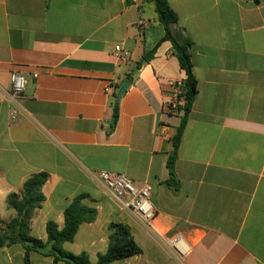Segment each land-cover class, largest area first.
Wrapping results in <instances>:
<instances>
[{
	"label": "crops",
	"instance_id": "0c3cea01",
	"mask_svg": "<svg viewBox=\"0 0 264 264\" xmlns=\"http://www.w3.org/2000/svg\"><path fill=\"white\" fill-rule=\"evenodd\" d=\"M167 1L175 33L191 41L197 80L176 186L168 161L181 114L172 105L185 75L151 0H0V221L15 216L7 197L46 173L32 236L46 241L47 223L63 228L66 208L86 195L97 217L64 248L92 263L108 250L110 224L120 223L142 253L112 264H264V0ZM118 44L130 52L125 62L112 56ZM13 73L29 77L16 122ZM98 171L153 186L154 229L118 207L93 177ZM178 237L186 256L167 243ZM23 259L19 244L0 253V264ZM30 264L53 259L32 252Z\"/></svg>",
	"mask_w": 264,
	"mask_h": 264
},
{
	"label": "trees",
	"instance_id": "16d2710c",
	"mask_svg": "<svg viewBox=\"0 0 264 264\" xmlns=\"http://www.w3.org/2000/svg\"><path fill=\"white\" fill-rule=\"evenodd\" d=\"M259 4L260 0H253ZM155 5L157 21L164 27V41L172 44L173 54L176 56L180 68L185 77L176 87L179 89L178 111L181 114V122L176 129L171 141L175 151L168 161L170 183L176 186L174 181V163L176 151L179 147L183 133L187 126L192 106L197 94V80L193 74L191 61V41L175 33L174 27L178 23V16L171 8L167 0H151ZM156 53V48L144 54L137 63L138 67L149 63ZM128 79H132L130 75ZM119 100L113 102V116L118 118ZM116 121L111 126L113 131ZM48 180L46 173L34 174L28 178L19 193H12L7 197V206L14 211L15 216L9 221H0V253L13 245L19 244L24 250V264H30V254L39 253L45 257H51L53 264L64 262L66 264H112L136 257L142 253V249L136 243L130 229L120 223H112L109 226V247L104 255H100L96 263H92L86 253L73 254L65 250L64 245L72 242L81 225L92 223L97 217L94 207L85 205L86 195L77 196L64 212V226L50 221L47 223V240L42 241L31 234V220L34 212L41 208L45 201L42 192L43 186Z\"/></svg>",
	"mask_w": 264,
	"mask_h": 264
},
{
	"label": "built area",
	"instance_id": "2783aa9c",
	"mask_svg": "<svg viewBox=\"0 0 264 264\" xmlns=\"http://www.w3.org/2000/svg\"><path fill=\"white\" fill-rule=\"evenodd\" d=\"M145 23L141 21L139 27L143 30ZM112 56L120 62H125L130 57V52L122 45L118 44L114 47ZM38 74H33V78H37ZM29 83V77L18 73L11 75L12 102L10 119L11 122L18 121L23 112L19 99L26 90ZM110 88L107 87V91ZM178 104L172 105V109L178 111ZM93 177L99 181L108 191L111 198L115 201L121 210L129 211L141 219L150 229H154V220L156 218V210L152 203L153 186L149 183L141 187L136 186L126 176L107 171H98L93 173ZM167 243L173 247L181 256H186L189 251V245L180 237L169 238Z\"/></svg>",
	"mask_w": 264,
	"mask_h": 264
},
{
	"label": "water",
	"instance_id": "95a60500",
	"mask_svg": "<svg viewBox=\"0 0 264 264\" xmlns=\"http://www.w3.org/2000/svg\"><path fill=\"white\" fill-rule=\"evenodd\" d=\"M138 71V69H136L135 71H133V75ZM131 85V82L130 81H125L123 82V84L121 85L118 93H117V96H116V99L117 100H120L121 97L126 93V91L129 89Z\"/></svg>",
	"mask_w": 264,
	"mask_h": 264
}]
</instances>
